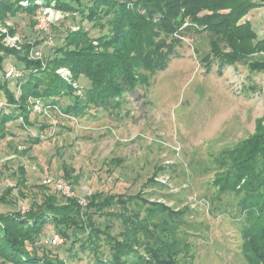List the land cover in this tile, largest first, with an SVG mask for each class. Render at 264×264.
<instances>
[{
  "label": "rangeland",
  "instance_id": "obj_1",
  "mask_svg": "<svg viewBox=\"0 0 264 264\" xmlns=\"http://www.w3.org/2000/svg\"><path fill=\"white\" fill-rule=\"evenodd\" d=\"M27 3L21 1L24 7ZM246 18L264 37V7L253 9ZM79 22L80 15L75 19L52 6L6 21L0 14V39L10 47L19 44L17 49L31 43V54L39 51L48 59ZM84 25L92 36L99 35L92 22L86 20ZM209 49L207 34L184 39L169 66L147 72L148 82L125 93L116 108H90L85 115L74 116L59 103L51 106L45 99L30 98L32 124L24 125L22 117L12 120L9 135L0 142V195L13 188L8 196L12 202L0 203V213L25 210L42 201L43 195L54 193L42 188L43 179L62 176L73 185L75 196L85 199L83 206L88 196L102 195L96 197L100 209L94 218L112 235L122 229L124 215L139 209L143 215L148 211L151 223L176 216L173 227L181 229L180 237L191 245L181 254L182 264H248L242 234L247 219L238 204L241 194L218 195L217 179L228 167L220 160L222 153L254 134L264 118V70L253 65L264 61V52L226 65L220 72L217 60L210 70L201 61ZM11 67L23 71L24 64L6 56L0 61V81H8L18 96L17 83L27 74L9 77L6 72ZM72 76L78 83L76 93L82 94L89 80L81 77L78 82ZM71 102L68 97L60 100L61 105ZM20 170L25 171L27 188ZM120 195L134 200L128 199L123 207L117 202ZM54 232L47 225L39 243L68 256L64 243L50 242ZM108 239L100 240L99 254L79 252L80 257H71L67 264H96L99 255L110 261Z\"/></svg>",
  "mask_w": 264,
  "mask_h": 264
},
{
  "label": "trees",
  "instance_id": "obj_2",
  "mask_svg": "<svg viewBox=\"0 0 264 264\" xmlns=\"http://www.w3.org/2000/svg\"><path fill=\"white\" fill-rule=\"evenodd\" d=\"M21 1L28 5L22 6ZM42 6H52L75 19L80 15V22L67 31L56 55L44 62L30 57L33 44L17 49L0 39V61L13 55L24 64L23 75L27 74L17 83L18 96L8 81H0V93L9 104L0 109V142L9 135L12 120L22 117L24 125L32 124L30 98L45 99L51 106L59 103L65 113L74 116H83L90 108L118 107L125 93L148 82L147 72L165 70L177 47L193 35L207 34L209 38L210 49L201 56L208 70L215 60L222 72L226 65L264 52V37H259L246 18L253 9L264 7V0H0V14L6 21L19 13H36ZM86 20L100 29L99 35H91ZM253 65L264 70V61ZM61 67L70 69L77 81L81 77L89 80L82 94L59 75ZM64 97L73 103L61 105ZM221 156L228 167L217 179V193L241 194L238 204L247 219L242 234L248 264H264V118L254 134ZM20 172L23 177L25 171ZM65 176L69 178L68 173ZM21 182L27 188L25 177ZM41 186L54 193L43 195L42 201H34L28 209L0 213V264H67L79 252L99 254L104 236L109 238L112 258L96 256V264H182L181 254L191 250L190 243L179 235L181 229L173 227L176 216L151 223L148 211L143 215L139 209L124 215L122 229L112 235L94 218L100 209L96 197L102 195L88 196L83 206L76 196L67 198L52 187ZM12 191L7 187L0 203H11L8 196ZM128 199L132 201L134 196ZM128 199L120 195L117 202L126 207ZM47 225L63 238L68 256L39 243L46 236Z\"/></svg>",
  "mask_w": 264,
  "mask_h": 264
},
{
  "label": "built area",
  "instance_id": "obj_3",
  "mask_svg": "<svg viewBox=\"0 0 264 264\" xmlns=\"http://www.w3.org/2000/svg\"><path fill=\"white\" fill-rule=\"evenodd\" d=\"M19 47V44L16 46V48ZM30 57L34 59H39L44 62V59L42 58V55L39 51H37L35 54H31L30 52ZM61 76L68 81L69 83L73 84V86H78V83L73 80V76L71 73V70H69L67 67H62L57 70ZM22 71L11 67L7 70L6 75L9 77H18L21 76ZM6 102H4V99L0 93V109L3 108ZM7 104V103H6ZM36 106L38 107V101L36 103ZM42 183L46 186L52 187L56 191L60 192L62 195L65 197H74L75 192L73 189L72 184L64 177L60 176H46ZM80 201L83 203L85 201L84 198H81ZM50 242L54 245H58L64 242L63 238L60 237V235L56 232L53 233V235L50 238Z\"/></svg>",
  "mask_w": 264,
  "mask_h": 264
}]
</instances>
